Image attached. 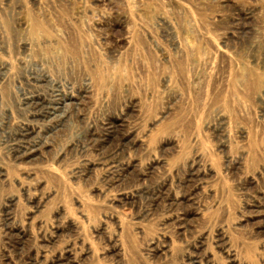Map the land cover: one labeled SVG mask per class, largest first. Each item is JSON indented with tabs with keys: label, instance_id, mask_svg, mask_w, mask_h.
Returning a JSON list of instances; mask_svg holds the SVG:
<instances>
[{
	"label": "rangeland",
	"instance_id": "1",
	"mask_svg": "<svg viewBox=\"0 0 264 264\" xmlns=\"http://www.w3.org/2000/svg\"><path fill=\"white\" fill-rule=\"evenodd\" d=\"M0 264H264V0H0Z\"/></svg>",
	"mask_w": 264,
	"mask_h": 264
},
{
	"label": "bare ground",
	"instance_id": "2",
	"mask_svg": "<svg viewBox=\"0 0 264 264\" xmlns=\"http://www.w3.org/2000/svg\"><path fill=\"white\" fill-rule=\"evenodd\" d=\"M30 100V99H29ZM24 102V101H23ZM40 104V103H39ZM41 106V105H40ZM49 106V105H48ZM54 108V107H53ZM46 111V110H45ZM38 115V114H37ZM30 131V130H29Z\"/></svg>",
	"mask_w": 264,
	"mask_h": 264
}]
</instances>
